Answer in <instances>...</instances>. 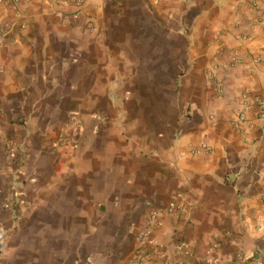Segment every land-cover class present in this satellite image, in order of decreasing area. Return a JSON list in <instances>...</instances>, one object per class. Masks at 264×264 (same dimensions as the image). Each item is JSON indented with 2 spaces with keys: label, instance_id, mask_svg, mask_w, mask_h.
Wrapping results in <instances>:
<instances>
[{
  "label": "crops",
  "instance_id": "crops-1",
  "mask_svg": "<svg viewBox=\"0 0 264 264\" xmlns=\"http://www.w3.org/2000/svg\"><path fill=\"white\" fill-rule=\"evenodd\" d=\"M74 2L0 0V264H264V0ZM107 101L120 121L47 151ZM21 128L62 197L5 205Z\"/></svg>",
  "mask_w": 264,
  "mask_h": 264
},
{
  "label": "rangeland",
  "instance_id": "rangeland-1",
  "mask_svg": "<svg viewBox=\"0 0 264 264\" xmlns=\"http://www.w3.org/2000/svg\"><path fill=\"white\" fill-rule=\"evenodd\" d=\"M124 81V75L116 73V79L111 80L110 86L113 89H117ZM52 87L58 88L59 83L55 81ZM108 101L97 107L96 110L90 112V114H86L83 110H74L70 112L66 121H64L58 129L59 132L57 134H53L55 131L52 132V138H49L50 146L47 147V151H49V148L51 151L54 149H62L64 151L77 149L83 139L84 133L88 130L87 121L90 122V127L95 136L100 132L104 133L103 129L105 127L108 128L110 124H116V122L120 121L122 117L121 108L116 106L113 109ZM106 103L108 104L106 105ZM10 119L14 120L13 123L22 125L26 123L25 121L28 119V115H23L19 118L11 115ZM51 126L53 127L55 125L52 124ZM33 135H36V132H33L32 136ZM38 135L39 132H37V136ZM37 141V139L28 138L25 131L21 128L20 135H16L15 133L14 138L10 137L5 144L6 155L14 160H19V168L15 169L14 184L11 185L12 188L9 190L11 192L10 197L12 198L5 201V205L8 207L11 205V200L13 203H19L20 205L22 203L26 204L23 201L25 197H62V194L68 191L67 186L62 185L63 183L61 184L59 180L54 194L52 192H54L55 189L51 190V187L49 188L48 184H45L48 178L55 174L56 179L59 178V172L58 168L56 170L54 169L55 163H52L50 166L48 161L36 160L38 158L35 154L37 152L38 155L40 151V145ZM205 147H207V145L203 144L201 146L199 144L196 148L205 150ZM35 161H37V164ZM134 171L136 172V170ZM39 181H41V184L38 185ZM68 182L69 180H66L64 183ZM94 196L96 197V194Z\"/></svg>",
  "mask_w": 264,
  "mask_h": 264
},
{
  "label": "built area",
  "instance_id": "built-area-1",
  "mask_svg": "<svg viewBox=\"0 0 264 264\" xmlns=\"http://www.w3.org/2000/svg\"><path fill=\"white\" fill-rule=\"evenodd\" d=\"M84 3H85V0H75L74 4H75V7H76V12L72 16V18L74 20H77V19H79L81 17V15H82V7H83ZM60 16H62V15H60ZM2 44H3V38H2V33L0 31V46ZM233 60H234V62L236 64L241 62V59L239 58L238 55H235L233 57ZM256 60L260 61L261 58L258 57ZM244 98H245V101H244L245 104H244L243 110L239 114V118L242 121L246 120V118H247V109L249 108V102H248L247 95H245ZM205 150H209V148L205 147ZM262 175L264 177V172L262 173ZM156 222L159 223V220H158L157 216L154 214V215L151 216L150 224L147 226L146 230L139 235L140 241L143 242L145 240H147V241L151 240V235H152L151 226H152L153 223H156ZM180 248H182V247H180ZM76 264H93V262L91 260H87L85 262L79 261ZM138 264H142L141 259H138Z\"/></svg>",
  "mask_w": 264,
  "mask_h": 264
}]
</instances>
